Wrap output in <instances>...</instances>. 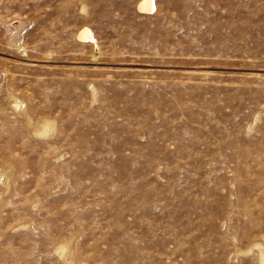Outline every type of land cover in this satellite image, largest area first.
Returning <instances> with one entry per match:
<instances>
[{
	"label": "rangeland",
	"instance_id": "rangeland-1",
	"mask_svg": "<svg viewBox=\"0 0 264 264\" xmlns=\"http://www.w3.org/2000/svg\"><path fill=\"white\" fill-rule=\"evenodd\" d=\"M137 2L0 0V264H264V0Z\"/></svg>",
	"mask_w": 264,
	"mask_h": 264
},
{
	"label": "bare ground",
	"instance_id": "bare-ground-1",
	"mask_svg": "<svg viewBox=\"0 0 264 264\" xmlns=\"http://www.w3.org/2000/svg\"><path fill=\"white\" fill-rule=\"evenodd\" d=\"M154 0H138L137 6L139 10H149L153 7ZM78 38L84 41H92L93 37L88 29V27H82L77 34Z\"/></svg>",
	"mask_w": 264,
	"mask_h": 264
}]
</instances>
